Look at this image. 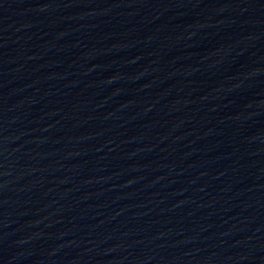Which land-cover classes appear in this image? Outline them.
Here are the masks:
<instances>
[{
	"label": "water",
	"instance_id": "obj_1",
	"mask_svg": "<svg viewBox=\"0 0 264 264\" xmlns=\"http://www.w3.org/2000/svg\"><path fill=\"white\" fill-rule=\"evenodd\" d=\"M0 264H264V0H0Z\"/></svg>",
	"mask_w": 264,
	"mask_h": 264
}]
</instances>
